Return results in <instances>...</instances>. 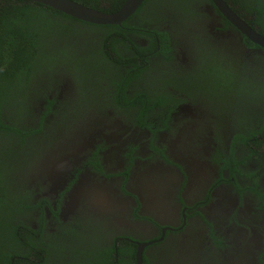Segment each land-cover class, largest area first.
<instances>
[{
    "label": "flooded vegetation",
    "instance_id": "obj_1",
    "mask_svg": "<svg viewBox=\"0 0 264 264\" xmlns=\"http://www.w3.org/2000/svg\"><path fill=\"white\" fill-rule=\"evenodd\" d=\"M143 2L121 28L133 43L123 61L133 63H111L119 75L87 93L71 67L57 65L9 95L24 106L2 107V115L19 125L23 118L26 132L10 133L21 150L0 139L17 152L14 160L0 155L2 182L31 195V227L43 243L35 248L49 246L59 263H99L107 254L136 263L140 251L141 264H264V136L235 138L264 124V96L250 94L256 109L243 96L247 72L264 86V47L214 0ZM222 2L264 36V0ZM148 18L168 32L163 51ZM226 72L233 91L231 81L216 90L217 74ZM123 81L133 104L113 99V84ZM20 152L23 163L11 165ZM65 158L67 171L50 176Z\"/></svg>",
    "mask_w": 264,
    "mask_h": 264
},
{
    "label": "trees",
    "instance_id": "obj_2",
    "mask_svg": "<svg viewBox=\"0 0 264 264\" xmlns=\"http://www.w3.org/2000/svg\"><path fill=\"white\" fill-rule=\"evenodd\" d=\"M75 1L99 11L111 13L118 9L125 0ZM146 4L148 3L143 2L138 8L136 12L137 16L140 15L141 10L145 9ZM128 21L129 20L123 22L120 26L95 25L77 20L52 8L28 0H0V133H13L19 136L25 135L26 131L22 127L24 123L23 118L20 125L12 122L9 118L2 115V107L6 109L7 112H11L7 106L13 105L22 108L24 106V100H12L9 98V95L12 96L14 91L23 90V86H26V83H29L30 79H33V75L37 73L39 75L44 73L49 74L54 69L53 66H57L59 63L63 65L69 63L66 59L64 61L66 51L59 49V45L60 42L70 39L71 34H76L79 30V26L94 28L95 32L96 30L100 31L98 35L101 34L100 36L105 40L102 39V44L99 46L98 50L102 55L109 58L112 64L119 66L133 63L123 61L127 59V56L123 52H126L128 49L132 50L131 46L128 44H133L131 41L126 40L127 35L124 29L129 27V24H127ZM143 23L157 30L158 41L163 51L164 45L168 40V32L163 30V28H165L164 24L161 23L159 19L153 20V18L143 20ZM144 30H146V28H144ZM155 30L153 31L155 32ZM116 43L122 45L121 49H119V47L118 49L116 48ZM150 44L151 47L149 49L151 51L157 49V43L154 39L150 40ZM135 49L140 50L141 46H136ZM204 60V62H207V59ZM64 62H66V64ZM67 66L73 68V66ZM117 68L118 67L114 70H110L106 75H112L111 77H114L116 73L119 75V72H116ZM126 72L128 71L126 70ZM75 73L77 77L82 80V82H80L82 83V90L87 93L90 92L91 89L84 83L86 77L80 72ZM135 73L138 74L137 72ZM227 73L228 72H226L224 76L222 74H217L216 90L222 86V83L226 85L229 82L226 81L228 77ZM93 75H95V73ZM102 75L104 77L106 76L104 74ZM129 80V78L125 79V81ZM202 81L205 90H207L206 84L208 80ZM230 81L229 85L231 91H233V80ZM123 83L124 81L118 85L113 84L116 90L113 99L118 98L123 104H133L137 99H131L125 93V89H127L130 83ZM244 91H246L245 87ZM252 94H256L255 89H252ZM255 96L256 95L251 98ZM213 97L214 99L217 98L216 94ZM54 101V99L51 103L49 101V106H51ZM43 116H47V114L44 113ZM247 133H249V135L247 134L248 136H245L242 132L237 133L235 138L238 137L245 141L252 136H264V124L256 130H249ZM21 144L24 145L25 142L21 141ZM0 166L1 169L6 167L2 162H0ZM6 174L5 171L0 170V264H44L46 258L47 260L48 258H53V264L97 263V261L94 263L93 260H88L84 263L80 261L59 263L53 253L49 252V246L47 248H40L37 251L35 247L39 243L37 240L40 238L35 237L36 231L31 227L32 212L34 211L31 205V195L23 190L14 193L12 189L5 186L4 182H2V178L3 175ZM39 244L41 245L43 243L40 242ZM109 252L111 251L109 250ZM23 257L27 258L22 259ZM134 257L135 256L132 255V259L130 258L129 261H134ZM36 258L42 263H34L32 260ZM97 264H122V259L115 261V259L107 254L100 259V262ZM124 264H126L125 261ZM129 264L136 263H131L130 261Z\"/></svg>",
    "mask_w": 264,
    "mask_h": 264
},
{
    "label": "rangeland",
    "instance_id": "obj_3",
    "mask_svg": "<svg viewBox=\"0 0 264 264\" xmlns=\"http://www.w3.org/2000/svg\"><path fill=\"white\" fill-rule=\"evenodd\" d=\"M94 36H95L94 28L82 27L80 30H78L76 34L75 33L71 34L70 39L60 42L59 49L66 51L64 61L66 59V61L69 62L67 65L73 66L74 69L73 68L72 69L75 72H80L83 76L86 77L85 82L84 81L83 82L86 84V86L89 89L96 90V85L98 84V82L101 83L100 81L105 79V77H108V75L106 74L111 70L110 69L111 61L109 58L105 57L99 52L98 50L99 43L97 40L93 39ZM64 63L66 64V62ZM58 65L63 66V64L60 63ZM259 69L260 71L258 73V78L263 76L264 74L263 73L264 70L262 71V68ZM94 73L95 75H93ZM96 73L99 75L104 74L106 76L105 77L103 75L99 76ZM251 73L252 72H247L245 75H243L245 77L243 81V85L246 88V91L244 92L243 96H244V103L247 105V108L250 106L256 109L257 105H255L253 100H250L251 99L250 94H252V89H255L256 94L254 95L256 96L258 95V97H260L261 99L264 96V86L260 85V83H258L259 85H253L255 84V79L253 77L254 73L253 74ZM233 75L234 74L227 73L228 77L226 81L232 80ZM98 90L99 88L97 89V91ZM261 102L264 101L262 100ZM248 116L251 117L252 115H248ZM14 138L15 137L12 136L10 133H4V134L0 133V139H6L8 142L16 145L18 150H21V147L18 146V143L17 142L14 143ZM25 147H27V145H25L24 148ZM15 154H17V152L11 151L9 146L0 145V155L3 156L4 158L14 160L17 157V155ZM23 155H25V152H20L19 153L20 160L15 161L11 165L15 166V165H19V163L22 164L23 160L21 156ZM15 188L16 189H13V191L14 193H17L19 189L18 184H15Z\"/></svg>",
    "mask_w": 264,
    "mask_h": 264
},
{
    "label": "water",
    "instance_id": "obj_4",
    "mask_svg": "<svg viewBox=\"0 0 264 264\" xmlns=\"http://www.w3.org/2000/svg\"><path fill=\"white\" fill-rule=\"evenodd\" d=\"M52 8L77 20L96 24V25H121L141 6L143 0H125L123 4L114 12L105 13L97 9L88 7L75 0H28ZM224 16L235 24L242 33L253 43L264 47V36L257 33L254 29L248 27L238 17H236L222 2V0H214ZM61 161V162H60ZM65 160L53 162V167L49 171V175L59 176L65 173L69 168V164L61 165ZM141 252L136 254V263L141 264Z\"/></svg>",
    "mask_w": 264,
    "mask_h": 264
}]
</instances>
